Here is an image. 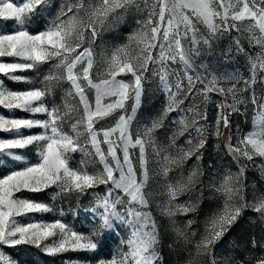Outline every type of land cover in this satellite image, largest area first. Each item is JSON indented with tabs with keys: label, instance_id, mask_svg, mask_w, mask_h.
I'll return each instance as SVG.
<instances>
[{
	"label": "snow or ice",
	"instance_id": "snow-or-ice-1",
	"mask_svg": "<svg viewBox=\"0 0 264 264\" xmlns=\"http://www.w3.org/2000/svg\"><path fill=\"white\" fill-rule=\"evenodd\" d=\"M50 6L51 0H0V58H13L0 60V74L30 85L13 90L0 79V107L9 111L8 116L0 114V133L7 134L0 137V164L5 159L23 164L0 176V246L28 244L48 255L93 252L103 233L114 230L118 222L127 229L128 238L111 259L98 264H162L160 227L152 206L169 218L185 243L191 242L195 233L182 230L173 218L197 211L202 189L195 202L177 201L197 190L203 173L194 167L184 177L183 164L194 155L198 163L208 136L222 137V127L230 131L229 117L248 102L257 109L255 130L243 139L237 137L236 144L231 136L225 142L238 172L226 170L220 177L215 192L223 206L208 220L186 264H199V257L210 256L212 246L243 209L252 208L264 219V196L254 203L244 201L247 165L241 163L264 157V98L256 94L258 84L264 87V0H66L41 30L30 31L34 17L45 15ZM128 14L139 17V27L127 42L97 51L99 31ZM233 30L249 33V48L259 51H245L240 38L231 37ZM225 36L231 40L221 47L218 41ZM238 55L244 57L246 77L236 61ZM43 65H49L47 72L40 71ZM26 71H36L37 81L17 75ZM153 80L166 97L165 106L157 118L133 130L145 85L150 87ZM241 82L243 87L237 88ZM244 92L250 93L248 99L241 95ZM211 95L222 98L213 121L200 106H206ZM15 110L31 117H16ZM173 112L177 115L171 121L168 143H158L155 133ZM114 113L119 115L111 126L100 125ZM36 114L47 118L36 119ZM35 128L42 131L31 133ZM185 133L188 147L177 145ZM30 147L36 149L35 162H26L18 151ZM75 153L80 158L74 161ZM172 172L179 178L170 177ZM101 185L103 195L95 192ZM48 189H53V200L94 195L92 206L81 209L94 226L85 233L62 219L37 221L35 214L52 212L54 205L17 194ZM157 196L164 198L162 205L156 204ZM192 224L187 220L185 229ZM252 244L255 247L256 241ZM0 264L13 262L0 252ZM211 264H217L215 258ZM256 264H264V258Z\"/></svg>",
	"mask_w": 264,
	"mask_h": 264
},
{
	"label": "rangeland",
	"instance_id": "rangeland-1",
	"mask_svg": "<svg viewBox=\"0 0 264 264\" xmlns=\"http://www.w3.org/2000/svg\"><path fill=\"white\" fill-rule=\"evenodd\" d=\"M16 2V0H13ZM66 0H51V6L47 10L45 15L36 16L30 27V31L36 32L41 30L46 25L47 20L53 18L56 12L59 10L61 4L65 3ZM138 16L128 14L125 15L122 20L115 21L109 27L107 24L102 28L96 38L94 47L97 51L101 49L111 50L112 48L124 44L127 42V38L130 34L135 32L139 25L137 24ZM9 25L14 26L13 21L7 22ZM238 36L241 44L244 46L245 51L250 54H254L259 51V48H249L248 37L249 33L241 31L237 33L235 30L232 31L231 37ZM230 36H225L218 41L221 47H227L230 40ZM13 58L4 57L0 58L4 62H11ZM236 61L239 62L240 71L246 77L248 75L246 67L244 65L243 55L236 56ZM231 69L232 65L227 66ZM49 65L41 66L40 71L47 72ZM17 75H23L30 77L33 81H37L36 71H26L17 73ZM120 78V77H118ZM0 79H3L6 86L13 90H23L30 87L28 84L14 82L5 78L0 74ZM243 87V82L237 85V88ZM256 94L260 98H264V87L259 84L256 86ZM245 99H248L250 93L244 92L241 94ZM90 100L94 99L93 95H90ZM222 100L221 97L211 95L210 100L206 106L200 104V98H196V103L200 104L201 107H205L208 113L209 121H213L217 113L216 105ZM60 98H57V103H60ZM191 102L185 100L184 104L187 105ZM259 99L257 103H259ZM166 97L157 89V82L153 80L151 86L145 85V92L141 99V105L137 111L136 121L133 122V130L137 127H143L145 124H149L153 119L157 118L165 106ZM131 101H129L130 110ZM183 107V105H182ZM240 112L232 113L230 119V131L228 129L221 128L223 132L222 137H215L209 135L205 147L201 149L203 153L202 158L197 163L196 156H192L191 159L187 160L183 164V175L186 177L191 169L194 167L202 171V175L199 177L200 183L197 184V190L192 193H185L178 198L179 202L191 200L195 202L200 190L203 191V196L199 201L197 211L189 213L186 216L177 215L173 219L176 220L177 226L187 233H195V236H190V243H185L184 239L178 236L172 228L168 217L160 216L159 210L155 204L152 206L153 216L158 221L160 227V243L159 252L162 258V264H186L189 259V253H195L194 242L199 241L201 236L205 232V228L210 217L218 212L223 206V200L215 192V187L218 186L220 177L225 173L226 170H230L232 173L238 172V166L235 161L232 160L231 156L228 155L224 145L228 137H232V143L236 144L237 137L243 139L249 132L255 130L254 117L257 111L256 107L248 102L239 105ZM0 114L5 116L9 115V111L0 107ZM16 117H31V114L23 112L21 110H15ZM119 113H114L113 116L106 118L100 122V125L104 127L111 126ZM176 113H170L168 118L164 120V127L158 129L155 133L157 142L162 144L168 143V137L173 130L171 124L172 118L176 117ZM36 119H46L44 114H36ZM203 123V121H201ZM97 125V127H100ZM31 133H39L42 129L35 128L30 130ZM7 134L0 133V137H6ZM187 133L185 136L180 137L177 140V145L185 144ZM195 144V140H193ZM22 151L25 155L26 162H35L36 149L30 147ZM199 154V153H198ZM80 158L79 153L73 154V160ZM72 163V162H70ZM247 165L243 177V191L242 195L244 201L247 203H254L256 198L264 196V157L255 156L252 161H241ZM151 166V165H150ZM23 164L20 162H12L5 159L3 164H0V176L7 174L14 168H21ZM99 167V165H97ZM170 177L179 178L177 172L169 174ZM163 183V181H159ZM91 191V190H90ZM155 191L159 192L160 188L155 187ZM53 189H48L40 193L22 192L17 195L27 197L34 200H41L50 205H54L53 211L45 214H35L37 221H54L56 219H62L63 222L74 224L77 231L88 232L93 226L91 216L81 209L89 208L94 203V195H82L77 198L75 195H69L67 197H57L55 200L52 199ZM95 192L100 195L104 194V186L101 185ZM164 198L157 196L156 204L162 205ZM77 210L78 215L74 216L72 210ZM63 211L64 215L60 216V211ZM22 222L27 223L28 220L21 217L18 218ZM193 220L191 227H184L187 220ZM128 238L127 229L120 225L118 222H114V230H106L100 237L97 250L93 252L88 251H68L60 253L58 255H48L44 253L40 248H36L33 245L22 244L14 247L0 246V252H3L13 264H98L100 260H109L113 255L119 252L122 248L121 241ZM255 240L256 244L253 247L252 241ZM264 219L261 218L260 214L252 210V208H245L241 211V214L237 217L236 221L232 223L226 232L218 239L211 248V255L204 254L199 257V264H211V259L215 258L217 264H224L225 260L239 261L240 264H256L257 260L264 258ZM124 251H127L126 247H123ZM46 256V257H44Z\"/></svg>",
	"mask_w": 264,
	"mask_h": 264
},
{
	"label": "trees",
	"instance_id": "trees-1",
	"mask_svg": "<svg viewBox=\"0 0 264 264\" xmlns=\"http://www.w3.org/2000/svg\"><path fill=\"white\" fill-rule=\"evenodd\" d=\"M44 257H46V256H44Z\"/></svg>",
	"mask_w": 264,
	"mask_h": 264
}]
</instances>
